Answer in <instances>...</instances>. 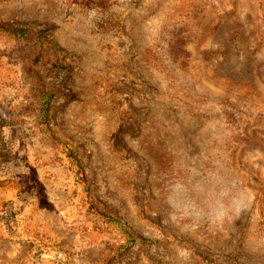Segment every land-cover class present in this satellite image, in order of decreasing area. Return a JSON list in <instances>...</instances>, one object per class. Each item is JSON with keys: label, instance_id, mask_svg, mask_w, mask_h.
I'll return each mask as SVG.
<instances>
[{"label": "rangeland", "instance_id": "rangeland-1", "mask_svg": "<svg viewBox=\"0 0 264 264\" xmlns=\"http://www.w3.org/2000/svg\"><path fill=\"white\" fill-rule=\"evenodd\" d=\"M0 115V264H264V0H0Z\"/></svg>", "mask_w": 264, "mask_h": 264}, {"label": "trees", "instance_id": "trees-1", "mask_svg": "<svg viewBox=\"0 0 264 264\" xmlns=\"http://www.w3.org/2000/svg\"><path fill=\"white\" fill-rule=\"evenodd\" d=\"M76 3L80 4L83 7H101L102 9H106L109 6V0H74ZM50 33V32H49ZM50 34H46L45 31L39 30L38 38L41 40L43 37H49ZM48 45L39 46L38 49H42L47 47L48 49H52L53 47H57L56 44H54L53 40L51 38H48ZM3 122L4 119L0 115V164L9 161V150L7 148V145L5 144L3 140Z\"/></svg>", "mask_w": 264, "mask_h": 264}]
</instances>
